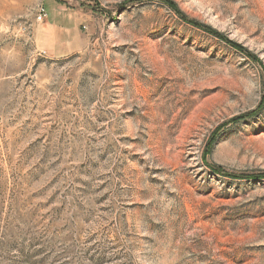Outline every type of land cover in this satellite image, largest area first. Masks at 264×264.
<instances>
[{
  "label": "rangeland",
  "instance_id": "1",
  "mask_svg": "<svg viewBox=\"0 0 264 264\" xmlns=\"http://www.w3.org/2000/svg\"><path fill=\"white\" fill-rule=\"evenodd\" d=\"M0 264H264V0H0Z\"/></svg>",
  "mask_w": 264,
  "mask_h": 264
},
{
  "label": "built area",
  "instance_id": "2",
  "mask_svg": "<svg viewBox=\"0 0 264 264\" xmlns=\"http://www.w3.org/2000/svg\"><path fill=\"white\" fill-rule=\"evenodd\" d=\"M46 18V12L45 9L43 7H40L38 9V14L36 16V21L37 22H43V20Z\"/></svg>",
  "mask_w": 264,
  "mask_h": 264
}]
</instances>
